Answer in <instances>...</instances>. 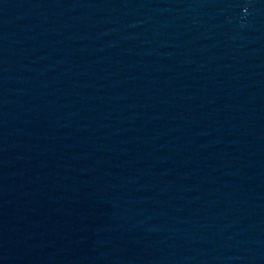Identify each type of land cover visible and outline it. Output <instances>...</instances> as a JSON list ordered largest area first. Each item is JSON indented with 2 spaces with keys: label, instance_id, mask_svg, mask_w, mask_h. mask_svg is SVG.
<instances>
[{
  "label": "water",
  "instance_id": "1",
  "mask_svg": "<svg viewBox=\"0 0 264 264\" xmlns=\"http://www.w3.org/2000/svg\"><path fill=\"white\" fill-rule=\"evenodd\" d=\"M3 264H264V0H0Z\"/></svg>",
  "mask_w": 264,
  "mask_h": 264
}]
</instances>
